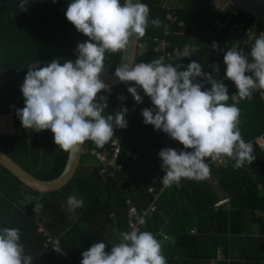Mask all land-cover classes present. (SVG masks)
Wrapping results in <instances>:
<instances>
[{"label": "trees", "instance_id": "trees-1", "mask_svg": "<svg viewBox=\"0 0 264 264\" xmlns=\"http://www.w3.org/2000/svg\"><path fill=\"white\" fill-rule=\"evenodd\" d=\"M70 2L27 0L25 8H21L22 0H0V116L12 114L14 124L13 133L0 134V148L31 175L44 181L60 174L68 153L55 144L51 130L34 132L22 127L17 116V110L25 106L20 89L31 64L39 61L38 67H43L53 60L61 63L74 61L78 55V44L88 40L66 18L65 12ZM141 2L149 6V19L158 18L162 23L160 27L149 24L145 36L139 39L135 63H148L160 58L161 52L155 48L154 38L162 36L166 26L165 17L167 13H173L177 23L184 22L189 26L186 28L175 24L176 30L183 33L170 34L167 39L179 50L176 55L165 57V63L174 67L182 65L181 70H185L195 60L201 64L204 73H211L227 86L230 97L233 91H237L235 84L225 78L224 55L211 45V41H232L233 32L229 29L215 32L212 23L215 19L231 17L230 22L243 21L256 34L264 31V20L230 6H218L217 0ZM255 40H250L242 48L246 54L250 53ZM186 46L197 51L191 57H183ZM121 54H106L108 73L119 66ZM213 64L219 66L218 75ZM198 82L204 83L203 80ZM131 86H135L134 83H123L110 92L99 94L109 103L105 116L114 115L117 105L129 110L127 128L115 129V133H121L123 138V168L116 171L114 178L102 176L100 162L84 150L80 165L67 185L43 194L22 185L0 165V229H19L20 242L25 254L32 257L33 264H81L82 253L96 243L106 244L108 251L112 244L106 242L105 232L115 230L120 238L121 233L129 232V204H134L137 209L146 207L149 201L147 188L158 187L157 179L162 174L159 152L172 146L162 143L164 137H169L162 130L157 131L153 126L144 124L143 109L154 106L142 89L140 95L144 97L143 103L137 104L127 90ZM210 87L205 84L202 90ZM253 99L257 100L259 107L251 109L252 112L244 110L250 108L251 99L240 102L245 108L239 129L246 140L255 138L264 130V105L257 94ZM227 103H233L231 98ZM107 145L99 148L87 141L84 149L95 146L104 150ZM181 147L183 149V145ZM252 149L254 159L251 163L245 161L242 167L236 168L233 160L230 166L221 168L228 169L227 175L216 174V184L230 199L228 208L215 209L219 196L204 178L187 179L179 187L171 185L164 188L156 201V212L147 218L140 231L151 232L162 242L167 264H182V259H186V264H210L219 248L228 257L219 258L215 264H263L264 155L260 154L255 143ZM248 167H251V171ZM209 172L210 176L215 175L214 166L210 167ZM122 178L125 182L120 186ZM259 184L263 185L261 193H258ZM70 195L82 198L84 206L69 211L67 197ZM36 203L42 208L35 213ZM256 210L262 211L261 217L255 216ZM205 225L213 235L202 243L205 245L202 250L200 246L203 240L199 238V233H204ZM195 226L197 234H192ZM253 226L259 228L257 235L252 233ZM40 229L60 238L62 253L54 254L47 247L46 235ZM162 232L173 241L160 236ZM243 233L246 235L241 236Z\"/></svg>", "mask_w": 264, "mask_h": 264}, {"label": "clouds", "instance_id": "clouds-1", "mask_svg": "<svg viewBox=\"0 0 264 264\" xmlns=\"http://www.w3.org/2000/svg\"><path fill=\"white\" fill-rule=\"evenodd\" d=\"M26 3L22 0L20 7L25 8ZM65 15L88 40L78 44L74 61L53 60L43 67H38L37 61L28 67L20 89L25 106L17 110V116L26 130H51L59 149L72 155L87 141L103 148L115 136V129L127 128V108L104 115L107 100L99 94L111 91L101 79L108 73L106 54L125 52L132 37L139 40L149 24L160 27L162 22L150 20L149 6L139 0H71ZM195 51L186 46L182 55L191 57ZM224 63L225 78L235 84V95L240 99L250 100L254 90L264 91V33L255 40L250 53L230 48ZM182 67L165 63L160 57L148 63L123 62L115 69L120 82L134 83L127 90L137 104L143 103L141 89L151 99L154 107L142 111L144 124L183 145L182 151L165 148L159 152L166 173L160 182L165 187L181 179L207 177V159H234L236 168L254 159L252 145L242 139L238 127L240 109L227 103L232 97L227 86L211 73H204L195 60L185 70ZM212 67L218 75L219 66ZM205 84L211 85L210 89L202 90ZM67 206L75 211L84 201L70 195ZM41 208L36 203L35 213ZM120 235L121 241L111 246V252L104 243L93 244L82 253L81 264H167L163 244L151 232L133 229ZM212 260L216 263L218 259ZM0 264H33L20 242L19 229H0Z\"/></svg>", "mask_w": 264, "mask_h": 264}, {"label": "built area", "instance_id": "built-area-1", "mask_svg": "<svg viewBox=\"0 0 264 264\" xmlns=\"http://www.w3.org/2000/svg\"><path fill=\"white\" fill-rule=\"evenodd\" d=\"M56 2V0H53ZM231 17H225V19H215L212 23V27L215 29V32L223 31L226 29H229L231 32L234 33L235 38L234 41H228L226 40H221V42H216V41H211V45L217 44L220 52L225 54L230 48L236 47L241 49L243 45H245L249 40L251 39H257L260 37L264 31H260L258 33H254L251 29L246 28L245 24L243 21H234L230 22ZM232 21V20H231ZM175 24L177 26H182V27H188L189 25L184 23V22H178L174 16L173 13H167L165 17V29L161 37L154 38L155 41V48L161 52L160 57H168L169 55H176L178 53V47L175 46V44L171 45L167 37L170 34H178V33H183L179 32L175 28ZM208 34L205 35L207 37ZM140 46V43H139ZM171 46V49L169 48ZM215 49L214 47H212ZM237 92H232L231 93V100L233 103H238L241 99L239 98L238 95H235ZM257 93L259 97L264 101V92L257 90ZM235 95V96H233ZM109 106V103L107 102V107ZM122 109V105H117L116 107V112L120 111ZM115 112V113H116ZM114 113V115H115ZM120 130V128H117ZM242 135V134H241ZM122 136L121 133H115V136L111 139L110 142H108L107 148L104 150H100L99 148L93 146L92 148L89 149H84V151H87L91 153L101 164L100 168V174L102 176H110V177H115L116 171L121 170L123 168V162L121 159V150H122ZM242 139L245 142H248L252 145L255 143L259 149L260 154L264 155V130L257 135L253 139H244L242 136ZM162 143L164 144H169L172 146V148L176 149L177 151H182L181 145H179L178 141H174L169 137H164L162 139ZM234 159H230L227 157H219L215 160L213 159H207L206 163L209 166V169L211 166H219L223 165L229 162H232ZM165 171L162 169V174L161 176L158 177L157 184L158 187H148L146 190V194L149 195V202L146 208L142 209H137L134 205L131 203L130 209L127 215V223H128V229L129 232L132 231L133 229L139 230L143 225H145L146 220L148 217H150L153 213L156 212V201L158 200L160 194L166 188L165 186L162 185L160 182L163 176L165 175ZM187 179H181L178 183H173L172 185L174 186H181L183 185ZM195 180V179H192ZM125 180L122 179L120 181V186L124 184ZM125 193L127 192L124 190ZM221 203H217V206L220 205ZM40 232H43L42 229L39 230ZM46 235V240L45 244L47 247L51 249V251L55 254H58L61 252V246H60V238L57 236H53L47 232H43ZM163 238H167L165 234H161ZM111 252V248L107 251ZM211 264H215L214 261L211 262Z\"/></svg>", "mask_w": 264, "mask_h": 264}, {"label": "water", "instance_id": "water-1", "mask_svg": "<svg viewBox=\"0 0 264 264\" xmlns=\"http://www.w3.org/2000/svg\"><path fill=\"white\" fill-rule=\"evenodd\" d=\"M141 2V0H139ZM225 6H230L236 10H239L247 15L253 16L256 19L264 20V0H217ZM139 40L135 37L130 39V46L121 54L120 63H135V59L138 52ZM101 79L110 89L118 87L123 83L115 76V71L102 75ZM84 145L78 153L72 155L67 154V158L63 169L60 174L52 180H40L30 174L29 171L24 169L16 161H14L9 155H7L0 148V165L10 172L22 185L29 189L38 192L40 194L48 193L52 191L60 190L63 186L73 178L77 168L80 165V159L83 152Z\"/></svg>", "mask_w": 264, "mask_h": 264}, {"label": "crops", "instance_id": "crops-1", "mask_svg": "<svg viewBox=\"0 0 264 264\" xmlns=\"http://www.w3.org/2000/svg\"><path fill=\"white\" fill-rule=\"evenodd\" d=\"M245 24V23H244ZM246 26V25H245ZM246 28H249V27H246ZM249 29H251V28H249ZM252 30V29H251ZM253 31V30H252ZM234 38H235V35H234V33H233V41H234ZM252 40V39H251ZM248 42H250V40L248 41ZM247 42V43H248ZM246 43V44H247ZM245 44V45H246ZM245 45H243L242 46V48L245 46ZM242 48H241V50H242ZM222 53V52H221ZM223 54V53H222ZM224 55V54H223ZM260 91H262V90H260ZM233 92H237V91H233ZM262 92H264V91H262ZM257 94V96L259 97V95H258V93H257V90H254L253 91V93H252V98H251V101H249L250 102V108L249 109H244L245 107H242L241 105H240V102L243 100V99H241L238 103H232V104H235L239 109H240V120H239V125H240V121H241V116H243V114H244V111H243V109L244 110H247L248 112H252V111H250L251 109H254V108H256V107H259V104H258V102H257V100L256 99H253L254 97H255V95ZM253 99V100H252ZM259 100H260V102L264 105V101L259 97ZM231 105V104H230ZM239 125H238V127H239ZM14 132V124H13V115L12 114H6V115H1L0 116V134H6V133H13ZM234 162V161H233ZM230 164H232V162L231 163H226V164H223V165H220V166H215L214 167V170H215V175L214 176H210V172H209V174H208V176L207 177H205L204 178V181L205 182H208V184H209V186L212 188V189H214L215 190V192H216V194L219 196L218 197V201H217V203H221L220 205H218L217 206V203L215 204V209H219L220 207H222V208H228L229 207V201H230V199L227 197V196H224V193L222 192V190L220 189V187L218 186V184H216V182H217V180H216V174H219V176L220 175H227V171H228V169H221V168H224V167H226V166H230ZM247 168V167H246ZM251 168V167H250ZM249 167H248V170L249 171H251V169H250ZM254 177V176H253ZM255 178V177H254ZM123 179V178H122ZM125 180V179H124ZM217 186L219 187V188H217ZM262 184L260 185H258V187H260V189H259V192L258 193H261L262 192ZM149 202V201H148ZM134 205V204H133ZM148 205V204H147ZM135 206V205H134ZM147 207V206H146ZM146 207H144V208H146ZM142 209V208H141ZM254 214H255V216L256 217H261L262 216V211H258V210H256L255 212H254ZM205 230H204V233H202V234H200L199 233V238H201L203 241L201 242V244L203 243V242H205V239L207 238V237H209V236H211V235H213L212 234V232L211 233H209L208 232V227H207V225H205L204 227H203ZM258 229L259 228H257V226H253L252 227V233H253V235H257V233H258ZM192 232V234H197V226H195V228L191 231ZM160 234V236H161V234H165V233H159ZM105 235H106V242L108 243H110V244H117V243H119L120 242V240H121V238L119 237V235H118V233H117V231H115V230H109L108 232H105ZM166 236H167V234H165ZM246 235V233H243V234H241V236H245ZM111 239H113V241L114 242H111ZM167 240H169V241H173V240H171L168 236H167ZM111 245V246H112ZM205 245L204 244H202L201 246H200V249H202L203 250V247H204ZM220 250H218V254H217V256H216V258L215 259H219V258H226V257H228V256H225L223 253H222V251H221V248H219ZM214 259V260H215ZM179 261H181V260H179ZM213 261V260H212ZM211 261V262H212ZM182 264H186V259H182ZM211 264V263H210ZM263 264H264V261H263Z\"/></svg>", "mask_w": 264, "mask_h": 264}, {"label": "rangeland", "instance_id": "rangeland-1", "mask_svg": "<svg viewBox=\"0 0 264 264\" xmlns=\"http://www.w3.org/2000/svg\"><path fill=\"white\" fill-rule=\"evenodd\" d=\"M217 5L219 6V5H220V3H217ZM140 146H141V145H140ZM111 242H114V241H113V239H111Z\"/></svg>", "mask_w": 264, "mask_h": 264}]
</instances>
